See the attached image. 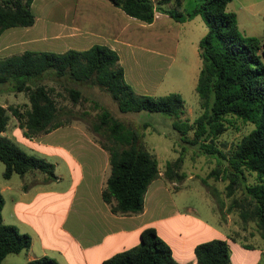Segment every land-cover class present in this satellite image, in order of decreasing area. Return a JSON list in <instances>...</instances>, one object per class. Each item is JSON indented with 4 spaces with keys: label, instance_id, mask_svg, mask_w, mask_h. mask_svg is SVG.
<instances>
[{
    "label": "trees",
    "instance_id": "obj_1",
    "mask_svg": "<svg viewBox=\"0 0 264 264\" xmlns=\"http://www.w3.org/2000/svg\"><path fill=\"white\" fill-rule=\"evenodd\" d=\"M126 13L145 22H152L155 11L184 21L200 14L207 30L200 37L198 51L201 66L195 90L202 109L193 121L182 119L184 99L179 92L161 95L136 92L124 77L118 52L101 43L88 48H69L64 51L25 49L0 57V83L12 91H24L27 101L8 107L0 102V131L6 128L10 114L14 115L26 136L34 137L71 121L73 111L60 105L52 95V87L43 80L48 77H67L74 82L89 83L107 90L121 111H160L173 116L172 126L185 141L205 153L225 160L223 178L227 193L233 195L241 185L242 197H232V205L241 206V216L255 221L264 238V41L256 35L241 32L234 11L227 9L230 0H201L191 11L180 9L181 0H110ZM32 0H0V34L12 26H27L34 22ZM171 3L172 6H164ZM77 103L82 90L68 89ZM98 105V102L96 103ZM91 127L100 144L108 152L109 174L102 188V197L113 212L138 213L143 210L144 196L149 183L159 176L158 159L141 144V134L132 125L116 117L100 105ZM82 113H86L83 111ZM241 135L227 151L215 143V138L228 128L241 129ZM192 130V136L188 132ZM182 156L168 161L164 175L169 180L182 178L179 171ZM2 175H25L40 172L42 180L57 178L54 162L45 156L27 152L10 137L0 133ZM212 172H218L213 169ZM253 175V180H248ZM33 181L22 184L27 188ZM4 204L0 192V264L8 253L26 250L31 235L14 223H5ZM245 246H250L244 243ZM194 253L199 264H228L230 247L225 238L214 237L198 242ZM27 264H58L48 254L33 257ZM101 264H181L172 254L170 245L154 226L140 232L139 243L104 258ZM264 264V251L261 262Z\"/></svg>",
    "mask_w": 264,
    "mask_h": 264
},
{
    "label": "crops",
    "instance_id": "obj_2",
    "mask_svg": "<svg viewBox=\"0 0 264 264\" xmlns=\"http://www.w3.org/2000/svg\"><path fill=\"white\" fill-rule=\"evenodd\" d=\"M31 10L34 14L32 24L12 26L0 34V57L25 49L60 52L69 48H88L94 43L106 44L118 52L126 81L134 90L137 89L139 76L128 70L121 51L124 46L133 45L131 39H137L131 31V23L139 24L137 20L140 19L110 0H32ZM229 10L236 13L242 33L256 35L264 41V19L259 23L252 18L251 11L239 15L237 10ZM196 16L178 21L156 10L153 21L149 23L160 18H165L168 24L171 20L186 23ZM241 22L244 28H241ZM262 59L264 61V54ZM12 121L11 136L27 142L47 156L55 157L57 178L43 181L42 174H34L33 171L31 176L34 174L39 179H30L33 183L27 188L22 187L28 181L26 179L13 184L0 182V192L4 197L3 221L14 223L31 235V245L22 259L12 263L6 261L7 254L1 264H27L29 259L43 254L55 257L58 264H101L113 253L139 243L141 230L150 225L170 245L173 256L181 264H199L194 246L214 237L227 240L230 247L228 264L261 262L264 246H245L231 238L222 225L194 214L188 208L164 211L157 193L162 188L169 190L168 186L175 182L162 176L161 171L148 185L141 212H113L102 197V188L109 174L108 152L104 147L97 141L67 142L65 139H69L70 132L74 138L78 134L66 129L71 128L68 123L29 137L19 124L17 126L15 117ZM5 129L0 133L6 135ZM5 192H8V200ZM6 213L10 220H6Z\"/></svg>",
    "mask_w": 264,
    "mask_h": 264
},
{
    "label": "rangeland",
    "instance_id": "obj_3",
    "mask_svg": "<svg viewBox=\"0 0 264 264\" xmlns=\"http://www.w3.org/2000/svg\"><path fill=\"white\" fill-rule=\"evenodd\" d=\"M200 1L181 0L180 9L183 12L191 11ZM164 6L169 7L172 4L166 3ZM228 7L237 10L239 15L251 11L252 18L259 23H262L264 19V0H230ZM137 21L139 24L131 23V31L136 34L137 39H131L130 43L133 45L127 48L124 46L121 51L128 70L139 76L140 84L136 85L135 90L153 95L179 92L185 105V111L181 117L190 122L193 121L202 111L195 84L201 66L198 43L207 30L203 18L197 14L194 20L186 23L171 20V25L165 21V18H160L153 23ZM241 28H244L242 22ZM43 82L53 88L52 95L56 97L60 105H67L75 111L71 121L65 124L71 125V128L66 129L76 131L78 134L74 138L71 137L73 134L70 132L69 139H65L67 142L97 141L100 144L98 135L91 127V121L96 119V114L101 109L100 105L108 107L116 117L138 130L141 134V144L155 154L161 175L166 179H169L164 175L166 163L173 161L179 155L182 156L179 168L183 174L182 178H175L176 180H173L175 183L168 186L169 190L162 188L157 193V199L163 204L164 211L188 208L194 214L219 226L222 225L234 240L249 245L264 246V238L260 235L255 221L244 220L240 213L241 206H230L232 197L241 198L243 195L241 185H238L233 195L229 196L227 193V179L222 177L225 160L219 159L215 154L203 152L198 144L185 141L182 134L172 126L173 116L145 109L121 111L107 90L94 84L74 82L65 76L48 77ZM71 86H77L82 90L77 103H74L69 96L68 89ZM1 101L6 107L11 104H23L27 101V94L24 91H12L5 84L0 83ZM97 102L98 105H96ZM83 111L86 113H82ZM8 112L10 118L4 134L27 152L45 156L53 162L55 157L47 156L28 145L27 142L9 134L15 116L10 109ZM242 126L239 130L228 128L220 133L215 138L216 145L223 151H227L232 142L243 132ZM192 133L190 130L188 136L191 137ZM3 168L4 164L0 160V182L7 181L13 184L21 179L28 181L39 179L34 174L31 176L30 172L25 175L13 173L9 178H5L2 175ZM213 169H218V172H212ZM38 173L40 172H36ZM248 180H253V175H248ZM5 196L8 200V192H5ZM6 220H10L7 213ZM24 252L25 250L19 253H8L6 261L15 263L23 258Z\"/></svg>",
    "mask_w": 264,
    "mask_h": 264
}]
</instances>
